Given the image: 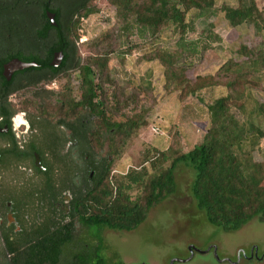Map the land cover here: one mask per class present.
I'll return each mask as SVG.
<instances>
[{
  "label": "trees",
  "instance_id": "trees-1",
  "mask_svg": "<svg viewBox=\"0 0 264 264\" xmlns=\"http://www.w3.org/2000/svg\"><path fill=\"white\" fill-rule=\"evenodd\" d=\"M28 1L27 5L23 3L21 10L28 29L22 32L26 46L21 49L20 57L41 61V55L35 50H38L42 39L45 46H51L53 51H63L64 64L80 73L81 103L87 114L95 116L90 138L101 147L108 141L109 152L121 156L122 144H115L113 140L120 136L126 141L147 126V113L144 109L134 108L131 115L121 114L120 102L114 103L112 110L100 98L103 86L96 77L98 71L108 74L109 61L102 59L108 57L107 53L93 54L85 62L81 60L79 31L86 17L97 11L96 0H59L53 7L58 16L56 20L61 26L65 25L68 17L69 31L68 34L56 31L53 40L48 38L47 26L52 27L51 23L43 22L46 16L42 8L47 5V0ZM108 2L117 10L122 31L131 33L139 30L152 43L155 42L157 47L149 60H159L164 66L165 84L170 90H180L184 97L193 95L206 104L210 125L201 142L188 151H183L178 145L146 150L142 163L131 168L122 178H113L112 163L106 156L104 160L109 165L101 172L100 182L85 193L82 208L77 209V214L88 219L86 224L93 231L97 228L134 231L147 219L155 205L177 192L176 171L184 165L196 172L191 192L209 223L225 232H236L253 219L264 224V161L255 157L260 145L255 134L264 123V103L254 95V90L264 82V48L241 43L216 75L209 78L199 76V80L193 82L186 76L184 59L188 53L202 54L210 46H200L199 41L188 40L187 36L196 30L199 19L217 15V0ZM222 11L231 26L253 25L257 33H262L264 11L256 0H238L236 5L223 6ZM43 23L46 28L38 29ZM209 27L208 31H211L213 24ZM170 37L176 41L175 51L159 47ZM209 38L221 40L212 32ZM101 40H97L96 45ZM221 81L228 92L211 102L205 101L201 91L213 88ZM115 114H119V118ZM246 140L250 148L243 154L235 153V146ZM35 256L29 254L24 264H35ZM0 259V264H17L20 260L12 250L0 253ZM39 259L48 261L50 257L39 256Z\"/></svg>",
  "mask_w": 264,
  "mask_h": 264
},
{
  "label": "rangeland",
  "instance_id": "rangeland-1",
  "mask_svg": "<svg viewBox=\"0 0 264 264\" xmlns=\"http://www.w3.org/2000/svg\"><path fill=\"white\" fill-rule=\"evenodd\" d=\"M237 2L217 0V15L199 19L196 30L188 34V40L199 41L200 46H210L202 54L188 53L184 59L186 76L193 82H197L199 76L209 78L216 75L241 43L264 48V28L259 34L253 25L233 27L227 21L223 6L236 5ZM256 2L264 11V0ZM94 4L97 11L86 17L79 31L82 34L83 30L88 37L83 43L78 41L81 60L85 62L93 54L107 53L108 57L102 59L109 61L108 74L97 70L96 81L103 86L100 98L112 110L113 104L120 102L121 114L131 115L134 108L144 109L147 113V126L126 141L120 136L113 140L115 144H122L121 156L109 152L108 141L104 147L95 145L102 156L111 157L113 178H122L131 168L142 163L148 149L178 145L183 151L190 150L201 142L210 125V116L206 104L197 97H184L180 90L167 87L164 66L159 60H149L157 47L155 42L152 43L139 30L122 31L117 10L108 0H96ZM209 24H213L211 31H208ZM210 32L221 40H211ZM167 40L159 47L175 51V39L170 37ZM54 90L60 94L71 91L79 94V71L61 76L55 82ZM227 92L221 81L213 88L203 89L200 95L211 102ZM254 95L264 103V82L254 90ZM118 115L115 114L117 118ZM255 136L260 144L255 157L264 161V123ZM249 148L250 143L246 140L236 145L234 151L243 154ZM195 174L193 168L180 165L176 171L178 189L175 194L155 205L136 230L112 229L107 233V242L116 250L119 259L125 264H171L172 260H175L174 264H264V224L253 219L236 232H225L209 223L191 192ZM253 247L256 248L255 255L250 251Z\"/></svg>",
  "mask_w": 264,
  "mask_h": 264
},
{
  "label": "flooded vegetation",
  "instance_id": "flooded-vegetation-1",
  "mask_svg": "<svg viewBox=\"0 0 264 264\" xmlns=\"http://www.w3.org/2000/svg\"><path fill=\"white\" fill-rule=\"evenodd\" d=\"M58 2L47 0L42 8L43 22L52 27H38L47 26L51 40L56 31H69L68 17L65 25L56 20ZM23 3L29 1L0 0V253L12 250L17 264L29 254L36 255L35 264H125L107 242L112 229L93 231L77 214L109 164L90 138L95 116L86 113L81 94L54 90L61 76L76 71L64 64V52L42 39L35 50L41 61L20 57L28 29ZM17 59L36 65L17 69L12 66Z\"/></svg>",
  "mask_w": 264,
  "mask_h": 264
},
{
  "label": "water",
  "instance_id": "water-1",
  "mask_svg": "<svg viewBox=\"0 0 264 264\" xmlns=\"http://www.w3.org/2000/svg\"><path fill=\"white\" fill-rule=\"evenodd\" d=\"M48 16L50 17L51 20H53L55 22V15L53 13L48 12ZM62 57H63L62 53L57 55L53 64L54 65H59ZM33 65H36V64L35 63H25V62H23V61H21L19 59L15 60L12 63V66L16 67L17 69L26 68V67H30V66H33ZM174 262H175V260H172L171 264H174ZM142 264H145V263H142Z\"/></svg>",
  "mask_w": 264,
  "mask_h": 264
},
{
  "label": "built area",
  "instance_id": "built-area-1",
  "mask_svg": "<svg viewBox=\"0 0 264 264\" xmlns=\"http://www.w3.org/2000/svg\"><path fill=\"white\" fill-rule=\"evenodd\" d=\"M82 34L80 36L79 42L83 43L88 40V37L84 34L83 30H81Z\"/></svg>",
  "mask_w": 264,
  "mask_h": 264
}]
</instances>
